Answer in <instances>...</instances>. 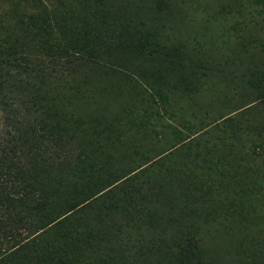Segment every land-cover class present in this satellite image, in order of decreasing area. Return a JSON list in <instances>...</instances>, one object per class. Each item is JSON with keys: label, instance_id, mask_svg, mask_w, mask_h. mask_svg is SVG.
<instances>
[{"label": "trees", "instance_id": "obj_1", "mask_svg": "<svg viewBox=\"0 0 264 264\" xmlns=\"http://www.w3.org/2000/svg\"><path fill=\"white\" fill-rule=\"evenodd\" d=\"M130 4L0 0V264H264V0L240 2L260 33L221 60ZM92 64L107 79L159 64L194 102L169 108L162 83L83 117ZM218 82L242 101L209 121L197 99Z\"/></svg>", "mask_w": 264, "mask_h": 264}, {"label": "rangeland", "instance_id": "obj_2", "mask_svg": "<svg viewBox=\"0 0 264 264\" xmlns=\"http://www.w3.org/2000/svg\"><path fill=\"white\" fill-rule=\"evenodd\" d=\"M129 1H131L129 7H136L138 5L143 7L141 9H146L148 5L153 7L150 11L142 10V14L145 18L151 19L149 24H153V27H155L165 43L183 46L179 42L184 41V46L187 44L189 46L196 45L199 50L206 51L208 57L214 56L218 60H221L222 56H225L228 52L230 53L233 45L237 46L238 42L237 40L235 41V37L239 35L236 34H243V38L239 41L245 43L250 37L248 35L250 32L253 35L260 33L259 25H261L262 21L258 22L259 25H256L257 22H255L259 20V16L249 19L248 14L242 16L240 13V2L243 0ZM244 22L249 24V26L245 28ZM262 25L264 26V22H262ZM227 42H231L230 45ZM207 56L205 54L206 58ZM88 66L84 67L85 69L82 67L83 69L81 70L85 76V82L80 84L81 87L78 94L82 93L83 97H80V102H73L83 117L91 111L97 114L103 111L99 108L100 104L102 102H114L113 95L118 100H122L121 102H116L121 107L132 102L136 94H141L142 91L145 92L146 90L151 91L153 86L156 88L162 85V83H166V87H163V89L167 97L172 98L174 96V100L169 99V108L173 106L177 107V102H194L188 98L177 100V91H180V87H177V74L164 70L159 64L145 70L143 78L139 77L140 75L138 74H134L135 79H133L127 70H125L127 75L119 74L116 78L111 77L107 79L105 73H97L98 69L94 64L90 65L89 69ZM216 67H218L217 62L210 64L209 73L211 75L215 72ZM227 71L223 73L227 74ZM233 77L232 83L229 84L235 85V89L243 94L245 89L241 86V73L236 72ZM142 82L144 85H147L148 89L141 86ZM210 86L211 88L213 87V85ZM214 86L215 88L212 91L215 93L205 89L202 90L204 93L203 97L197 99V102H205L202 109L199 110V116L208 117L209 121H212L214 118L217 119L220 112H223V114L227 113L232 109V106L234 107L236 103L242 101L241 96L237 95L238 92L233 95L235 98H231L228 95V87L223 82H218ZM221 88H225V91L217 96L216 91ZM113 90H116L118 93L115 94ZM154 97L157 100L156 102H161L157 94L154 93ZM99 102L101 103L99 104ZM207 102H211V105H206ZM205 108L208 113L204 112ZM109 109L108 114L112 115L114 109L113 107ZM104 111H107V109ZM193 112H196V110L194 109ZM219 122H222L221 119ZM175 123L177 124L176 121ZM3 124L4 121L2 116H0V131L3 129Z\"/></svg>", "mask_w": 264, "mask_h": 264}]
</instances>
